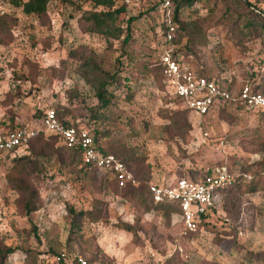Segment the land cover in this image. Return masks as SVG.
Returning <instances> with one entry per match:
<instances>
[{
  "label": "rangeland",
  "instance_id": "1",
  "mask_svg": "<svg viewBox=\"0 0 264 264\" xmlns=\"http://www.w3.org/2000/svg\"><path fill=\"white\" fill-rule=\"evenodd\" d=\"M93 9L106 10L89 0H49L36 15L5 3L0 136L52 107L122 158L135 187L82 166L44 132L20 156L0 151V246L13 248L4 264H57L46 256L63 249L98 264H264V119L229 104L199 117L171 95L156 67L167 43L151 2L129 4L115 18L114 27L130 28L125 43L124 33L87 30L83 13ZM263 18L264 0H195L180 11L171 46L225 86L264 88ZM101 82L113 93L104 108ZM220 166L242 176L193 237L181 235L173 208L137 186Z\"/></svg>",
  "mask_w": 264,
  "mask_h": 264
},
{
  "label": "built area",
  "instance_id": "2",
  "mask_svg": "<svg viewBox=\"0 0 264 264\" xmlns=\"http://www.w3.org/2000/svg\"><path fill=\"white\" fill-rule=\"evenodd\" d=\"M134 3L137 0H118ZM6 0H0V14L4 12ZM169 0H160L158 11L165 18L167 30L163 33L164 45L159 50V64L163 82L167 90L181 97L184 108L198 115L207 114L222 104L234 107H244L254 112L264 111V91L254 90L248 83L239 88L221 84L215 77L199 73L180 53L173 54L170 41L176 28L171 22L172 14ZM162 31V30H161ZM38 132H44L57 137L66 148L79 149L81 160L97 170L109 174L117 181L118 186L135 182L125 163L113 153L99 151L94 137L88 128L80 125H64L57 117L55 109L45 107L42 116L31 126H21L6 131L0 136V151L21 155L28 150V141ZM235 174L224 166L215 167L196 179L179 177L172 182H149L148 188L154 204L172 202L178 207L177 214L181 223V235L185 236L198 230L202 215L207 210L220 209L225 189L232 185ZM201 230V229H200ZM55 263L64 264H98L86 257L68 252L65 249L46 256ZM131 264V263H122Z\"/></svg>",
  "mask_w": 264,
  "mask_h": 264
},
{
  "label": "trees",
  "instance_id": "3",
  "mask_svg": "<svg viewBox=\"0 0 264 264\" xmlns=\"http://www.w3.org/2000/svg\"><path fill=\"white\" fill-rule=\"evenodd\" d=\"M63 1H70V0H63ZM83 1H87V0H83ZM89 1H92L95 6H99L100 5V6L104 7V8H106V10H104V9H100V10L93 9V10L85 11L83 13V18L85 19V21L87 23V30H89V31L98 32V33H101L102 35L115 36L116 38L120 37L124 33L123 34L124 35L123 42L124 43L127 42L129 40V38L131 37L129 26H127L126 28L114 27L113 26V24H114L113 22H114V20H115V18L117 16H119L120 14L124 13L127 10V7H128L129 4H134V3H137V2H139L141 4L142 3L151 2L152 10H154L156 15L158 14V15H160L162 17L161 21H160V27H161L162 32L165 33L166 30H167V26H166V23H165V18L162 15V12L158 11V5L160 4V0H137V2L129 3V4L125 3V2H119L118 0H89ZM169 1H170L169 9H170L171 14H172L171 22L175 25L176 32H177L178 26L176 24L179 22L180 11L182 10V8L192 5L193 1H195V0H181V1H177L175 4H174V0H169ZM6 2H9V3H11V4L15 5V6H21L22 10L26 14H32L33 13V14H36V15H42L46 11V6H47V3L49 2V0H6ZM134 19H135V16L128 17V19H127L128 25ZM176 32H175V35H174L173 39L170 41L171 45L175 41ZM172 48H173V54L181 53L179 48H177L175 46L174 47L172 46ZM156 67L158 68L159 73L161 75V79L163 81V75L161 73V66L159 64V56H158V60L156 62ZM198 72L199 73H203V72H200V71H198ZM208 77H211V76H208ZM105 84H106V82L105 83L101 82L100 84H97V86H95L96 95H97V99H98V102H99L98 106L101 107V108L102 107L103 108L107 107L108 104L110 103L111 97L113 96V93L105 88ZM163 86L165 87L164 82H163ZM256 89H258V88L254 87V90H256ZM259 90L263 91L264 88H260ZM171 95H173L175 98H177V99H179L181 101V97H179L177 95H174V94H171ZM241 108H244V107H241ZM210 112H208L207 114H209ZM56 113H57V117L60 119V121L64 125H66V126H69L71 124L78 125V124H75L74 122L68 121L67 119H63V118L59 117V114H58L57 111H56ZM255 113L260 118L264 119V111L258 110ZM207 114L201 115V117H204ZM21 126H24V125H20V126H17V127H21ZM14 128H16V126L15 127L13 126V127L9 128L8 130H11V129H14ZM91 133H92V135L94 137V141H95L99 151L102 152V153H111V152L106 151L102 147H100V145L98 144V136H96L92 131H91ZM40 134H41V132H38L35 136H33V137H31L29 139V141H28V150L30 149L31 142L34 139H36ZM51 136L57 138L54 135H51ZM67 150H70L75 155H77V158L79 159V162L81 163L82 166H84L86 168H89V169H94V170L97 169L95 167H92V166H90L88 164H84L82 162L81 157H80V152H79L78 148L72 147V148H67ZM18 156H20V155H18ZM117 157L121 161H123L125 163L127 169L129 170V167L127 166L126 162L122 158H120L119 156H117ZM74 159H75V156L72 158L71 161L74 162ZM229 172H231V171H229ZM199 176H201V175L187 177V178L196 179ZM240 176H242V175L235 174L234 181H233L232 185H230L228 188H226L225 191L231 189L232 187H235L236 184H238V180L240 179ZM114 182L118 186L117 181L114 180ZM149 182H150V180H147L146 183L144 182L143 185H141L142 183L140 182L137 186L138 187L139 186L140 187H142V186L144 187L145 191H141V192L144 195L147 194L148 197H149V200L152 202L151 194H150L149 188H148V183ZM118 187H120V186H118ZM127 187L134 188L135 186L132 185L131 183H128L125 186H121L120 188H127ZM157 205H163V206H165L167 208L171 207V208H173V211L178 212V207L172 202H166V203H162V204L160 203V204H157ZM215 212H216V210L214 208H211V209L207 210L206 213H204L202 215L201 224H200V227L198 228V230L195 231V232H192V233H189V234L185 235V237H193L194 235H198L201 227H203V224L205 222H208L209 218ZM12 251H13L12 247H7V246H4V245L0 246V264H4L6 256ZM56 252H58V251H55L54 253H56ZM57 264H64V263L61 262V263H57Z\"/></svg>",
  "mask_w": 264,
  "mask_h": 264
},
{
  "label": "crops",
  "instance_id": "4",
  "mask_svg": "<svg viewBox=\"0 0 264 264\" xmlns=\"http://www.w3.org/2000/svg\"><path fill=\"white\" fill-rule=\"evenodd\" d=\"M152 180H153V179H152ZM155 180H156V181H155ZM154 181H155V182H160V181H161V178L154 179ZM177 215H178V214H177ZM178 217H179V215H178ZM199 234H200V233H199ZM199 234H198V235H199ZM117 264H122V263H117Z\"/></svg>",
  "mask_w": 264,
  "mask_h": 264
}]
</instances>
